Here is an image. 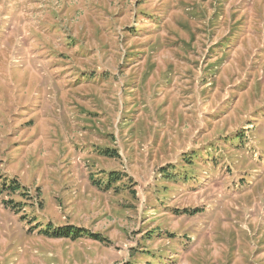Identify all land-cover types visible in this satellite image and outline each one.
Here are the masks:
<instances>
[{
    "label": "rangeland",
    "instance_id": "rangeland-1",
    "mask_svg": "<svg viewBox=\"0 0 264 264\" xmlns=\"http://www.w3.org/2000/svg\"><path fill=\"white\" fill-rule=\"evenodd\" d=\"M0 264H264V0H0Z\"/></svg>",
    "mask_w": 264,
    "mask_h": 264
},
{
    "label": "trees",
    "instance_id": "trees-1",
    "mask_svg": "<svg viewBox=\"0 0 264 264\" xmlns=\"http://www.w3.org/2000/svg\"><path fill=\"white\" fill-rule=\"evenodd\" d=\"M103 154L105 156H112L113 155L112 153H109L108 151H105ZM117 178L119 179V177L115 173L111 172L109 174V178H108L107 185L109 183L113 182V181H116ZM16 189H17L16 187L13 188V190H16ZM187 211L192 214L194 211H196V209H194L192 211L191 210H188V209H183V212H187ZM48 229H51V228H47L45 231L43 230V232L45 234H51L50 236L56 237V238H69V239L73 240V239L79 238V237H81V236L84 235V233H83L84 231H82L80 229H74L72 227H70V228L69 227L68 228H61V229H58V230L51 229L50 231ZM86 234H88V233H86ZM88 235L91 236V237H93L94 239H98L100 241H103V239L100 238L98 235L91 234V233L88 234Z\"/></svg>",
    "mask_w": 264,
    "mask_h": 264
}]
</instances>
